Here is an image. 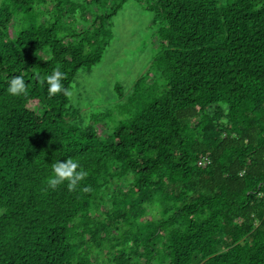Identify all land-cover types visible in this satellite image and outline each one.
I'll return each mask as SVG.
<instances>
[{
	"label": "trees",
	"instance_id": "trees-1",
	"mask_svg": "<svg viewBox=\"0 0 264 264\" xmlns=\"http://www.w3.org/2000/svg\"><path fill=\"white\" fill-rule=\"evenodd\" d=\"M127 1L0 4V264H264V0H135L157 57L79 126L47 77L69 92ZM69 158L85 178L49 187Z\"/></svg>",
	"mask_w": 264,
	"mask_h": 264
},
{
	"label": "rangeland",
	"instance_id": "rangeland-1",
	"mask_svg": "<svg viewBox=\"0 0 264 264\" xmlns=\"http://www.w3.org/2000/svg\"><path fill=\"white\" fill-rule=\"evenodd\" d=\"M152 21L153 14L135 0L127 1L114 16L113 39L100 62L90 69H80L71 84L69 117L73 123L84 127L93 117L112 110L119 97L116 87L127 92L149 69L159 51V25ZM17 27L18 20L15 21V29ZM147 217L153 218L152 213ZM102 258L106 261L104 256Z\"/></svg>",
	"mask_w": 264,
	"mask_h": 264
},
{
	"label": "clouds",
	"instance_id": "clouds-1",
	"mask_svg": "<svg viewBox=\"0 0 264 264\" xmlns=\"http://www.w3.org/2000/svg\"><path fill=\"white\" fill-rule=\"evenodd\" d=\"M62 77L63 73L59 70L54 71L53 74L47 77L48 92L50 95H54L61 91H64L65 95H71L70 92L63 88L61 83ZM7 91L12 96L26 94L23 78L21 76L11 78ZM79 167V162L71 158L67 159L65 162L60 160L55 161L51 166V175L47 178L49 187L55 189L57 186L67 182L68 189L75 190L78 183L86 176L85 171H77Z\"/></svg>",
	"mask_w": 264,
	"mask_h": 264
},
{
	"label": "built area",
	"instance_id": "built-area-1",
	"mask_svg": "<svg viewBox=\"0 0 264 264\" xmlns=\"http://www.w3.org/2000/svg\"><path fill=\"white\" fill-rule=\"evenodd\" d=\"M210 163V159L205 154H200L198 160H197V167H204Z\"/></svg>",
	"mask_w": 264,
	"mask_h": 264
}]
</instances>
